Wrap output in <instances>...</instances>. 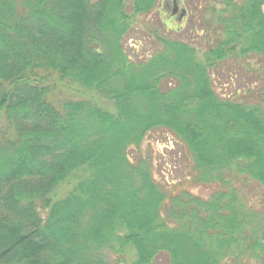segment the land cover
Wrapping results in <instances>:
<instances>
[{"label":"trees","instance_id":"obj_1","mask_svg":"<svg viewBox=\"0 0 264 264\" xmlns=\"http://www.w3.org/2000/svg\"><path fill=\"white\" fill-rule=\"evenodd\" d=\"M160 2L0 0V264H109L105 252L129 247L132 264L235 253L264 264V212L240 205L232 184L242 177L264 197V112L219 95L212 73L264 58V0H217L221 37L202 62L157 31L153 52L133 60L123 41ZM159 131L185 149L207 200L172 194L131 159Z\"/></svg>","mask_w":264,"mask_h":264},{"label":"rangeland","instance_id":"obj_2","mask_svg":"<svg viewBox=\"0 0 264 264\" xmlns=\"http://www.w3.org/2000/svg\"><path fill=\"white\" fill-rule=\"evenodd\" d=\"M214 8L217 11L222 9L217 0H161L151 14L133 20L131 31L123 41L126 53L133 60L143 57L147 52L151 54L157 45L153 31H157L158 34L170 36L172 39L183 37L196 50L198 60L204 61L205 53L221 37L215 28L218 26L217 21L214 20V25L212 24L211 14ZM128 11H131L129 6ZM238 60L236 62L230 58L212 71L213 88L219 95L234 97L237 102L247 106H260L264 112V100H261L262 94L259 91L264 84V58L252 55ZM71 87L78 88L73 85ZM57 89L64 90V96L73 92L70 89L65 90L63 85L59 88L56 86ZM56 98L62 97L56 95ZM2 124L5 125L3 118ZM129 155L133 161H147L154 180L164 185L165 190L172 194L187 191L205 200L212 194L206 186H196L191 181V163L185 149L166 132L150 134L139 149L131 148ZM232 184H235L240 205L248 211L251 208L264 212L263 192L256 183L240 177L232 181ZM104 255L109 264H132L135 259V253L130 247L121 259L107 252ZM248 259L247 256L240 257L235 253L227 260V264H255L247 262ZM154 264H170L169 258L165 254L160 255Z\"/></svg>","mask_w":264,"mask_h":264}]
</instances>
